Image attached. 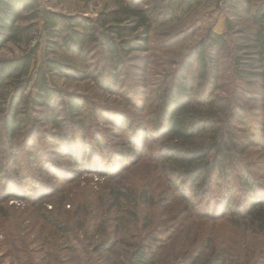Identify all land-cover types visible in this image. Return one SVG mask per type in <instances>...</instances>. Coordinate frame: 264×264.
I'll return each instance as SVG.
<instances>
[{"label":"trees","instance_id":"trees-1","mask_svg":"<svg viewBox=\"0 0 264 264\" xmlns=\"http://www.w3.org/2000/svg\"><path fill=\"white\" fill-rule=\"evenodd\" d=\"M198 1L180 0L178 9H187ZM226 2L235 7L239 5L236 0ZM126 9L137 19V26L143 25L144 32L148 34L154 10L131 5ZM248 9L256 28L250 34L242 33L241 39L245 44L235 46L242 55L234 58L232 74L244 85H254L256 82L249 80L252 77L264 82V71L257 69L264 67V3ZM122 30L118 25L99 30L86 16L57 12L41 6L38 0H0V49L7 43L26 46L19 55L0 58L2 199L24 190L33 192L36 198L30 203L37 204L53 194L50 191L56 186L41 178L49 176L51 171L54 173V167H45L50 160L41 154L42 149L39 148L38 140L43 135H47L58 149L65 150L67 145L76 148V152L66 149L68 160L76 166H83L88 143L100 153L97 132L87 134L86 120L89 117L83 115L87 99L81 94L62 90L57 79L91 78L100 88L112 91L130 46L127 40L116 41L113 38V33ZM231 32V22L228 21L225 32L210 28L193 46L197 72L191 76L186 74L185 66L180 68L158 94V104L152 115V131L163 137L158 157L163 160V171L171 178L173 186L169 187L170 190L174 188L181 194L188 202L186 208L194 210V203L201 204L203 217L236 223L240 230L238 245L235 250L225 244L213 245L209 228L208 233L199 235L196 243L194 238L193 245H196L192 252L182 255L183 259H177L180 257L177 256L168 264H264V107L253 104L254 108L262 109L258 117L255 113L248 114L240 102L213 96L220 70L217 54L227 47V35ZM91 47L104 54L98 66L85 65L82 69L52 56L64 54L84 58ZM246 49L250 52L247 53ZM237 93L244 101H264V92L250 95L246 88L240 87ZM223 99V105H220ZM19 136L21 138L17 142ZM136 137L141 138L139 135ZM18 145H23L22 151L26 148L23 151L28 160L26 169L30 171L31 182L38 183L36 190L22 189V183L15 182L20 178ZM98 152L93 154L99 155ZM116 153L117 164L137 155L133 146L125 151L116 150ZM55 164L57 166L58 163ZM234 173L235 185L230 190V179ZM169 188L166 187L167 190ZM109 198L111 207L129 211L133 220H136L138 206L146 208L151 199L144 187L140 192L111 188ZM78 211L76 209L75 215ZM43 217L55 229L64 233L69 231L68 224L56 217L47 214ZM146 217L143 216L144 222L118 223L136 227L141 224L147 228L151 222H147ZM167 227L161 232L169 239L171 230ZM155 230L147 231L145 242L134 245L124 264L155 263L158 249ZM113 245L107 237L99 240L94 248L96 251L111 250ZM253 245L256 248L253 249Z\"/></svg>","mask_w":264,"mask_h":264},{"label":"rangeland","instance_id":"rangeland-1","mask_svg":"<svg viewBox=\"0 0 264 264\" xmlns=\"http://www.w3.org/2000/svg\"><path fill=\"white\" fill-rule=\"evenodd\" d=\"M38 1L41 6L57 12L86 16L99 30L109 25L121 26L123 30L112 36L116 41H129L130 46L112 91L100 88L91 78L57 79L62 90L81 94L87 99L88 105L83 111V115L89 117L86 120L87 134L97 132L101 155L88 143L87 158L80 167L68 160L66 149L76 152L72 145H67L65 150L58 149L47 135L38 140L41 154L50 160L45 167H54V173L51 171L50 177L44 175L42 181H49L56 189L37 204L30 203L36 198L33 192L24 190L12 193L8 199L0 197V264H124L134 245L145 242L144 236L151 229H157L155 233L158 234L154 264H168L177 256H180L177 259H183L182 255L192 252L195 247L194 238L196 243L199 235L208 233L209 228L213 245L225 244L235 250L240 235L236 223L209 220L202 216L201 204L194 203V210L186 208L188 202L181 194L174 188L170 190L169 187L173 186L171 178L163 171V160L158 157L163 137L152 131V115L158 104V94L180 68L185 66L187 75L196 74L193 46L210 28L225 32L228 21L232 32L227 35L225 50L217 54L220 70L213 96L240 102L248 114L261 115L262 109L254 108L253 104L264 107V101H244L237 89L244 87L250 95L263 93L264 82L252 77L249 80L256 83L244 85L232 73L234 58L242 55L235 46L245 44L241 39L242 33L250 34L256 28L248 7L261 5L264 0H236L238 7L227 0H200L181 11L178 9L180 0ZM130 5L154 10L148 34L144 32L143 25L137 26V19L129 13L132 8L126 9ZM25 48L24 44L7 43L0 49V58L19 55ZM52 56L84 69L85 65L98 66L104 54L91 47L84 58L64 54ZM257 69L264 71L261 66ZM223 102L224 99L219 104L223 105ZM137 135L141 138L138 139ZM22 146H17L20 155L17 159L21 165L18 170L20 178L15 182H21L22 189L36 190L38 183L31 182L30 171L26 169L28 160L23 153L26 148L22 151ZM131 146L137 152L136 157L117 164L116 150L125 151ZM94 152L99 155H94ZM55 162L57 166H54ZM62 164L69 171L62 169ZM233 176L235 173L230 179V190L235 185ZM143 187L151 199L146 208L138 206L136 220L130 219L129 211L109 204L111 188L140 192ZM76 209L79 210L77 215ZM45 214L67 223L69 231L64 233L52 227L44 219ZM143 216L151 222L147 228L141 224L136 227L118 223L144 222ZM167 226L171 230L169 239L161 232L167 230ZM107 237L114 244L111 250L96 251L94 246Z\"/></svg>","mask_w":264,"mask_h":264}]
</instances>
